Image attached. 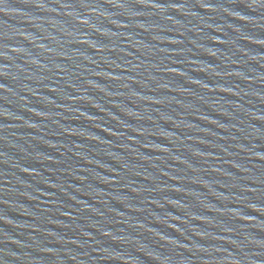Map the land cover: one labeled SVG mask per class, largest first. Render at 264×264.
<instances>
[{"label":"water","instance_id":"water-1","mask_svg":"<svg viewBox=\"0 0 264 264\" xmlns=\"http://www.w3.org/2000/svg\"><path fill=\"white\" fill-rule=\"evenodd\" d=\"M0 264H264V0H0Z\"/></svg>","mask_w":264,"mask_h":264}]
</instances>
